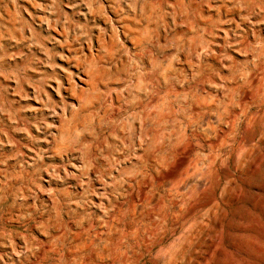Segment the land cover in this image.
<instances>
[{
	"label": "rangeland",
	"instance_id": "374dc122",
	"mask_svg": "<svg viewBox=\"0 0 264 264\" xmlns=\"http://www.w3.org/2000/svg\"><path fill=\"white\" fill-rule=\"evenodd\" d=\"M193 132L207 188L157 165ZM40 262L264 264V0H0V264Z\"/></svg>",
	"mask_w": 264,
	"mask_h": 264
},
{
	"label": "bare ground",
	"instance_id": "6f19581e",
	"mask_svg": "<svg viewBox=\"0 0 264 264\" xmlns=\"http://www.w3.org/2000/svg\"><path fill=\"white\" fill-rule=\"evenodd\" d=\"M259 77V76H258ZM258 80V79H257ZM255 82V81H254ZM155 93V92H154ZM253 96V92L250 90V91H244L243 92V94H242V97L243 98H247V97H249V98H251ZM257 96H258V94H257ZM155 98V97H154ZM153 98V99H154ZM152 100V99H151ZM152 101H154V100H152ZM149 103V102H148ZM232 103V102H231ZM147 104V103H146ZM150 105H155V107H157V105L156 104H150ZM246 105H247V103H246ZM256 105V104H255ZM146 106V105H145ZM155 107H153V109L155 108ZM158 107H159V105H158ZM196 107H198V106H196ZM245 107V106H244ZM251 107V106H250ZM150 109H152V107H149ZM146 109H148V108H146ZM149 109V110H150ZM239 109V108H238ZM190 110V109H189ZM241 110V109H240ZM151 111V110H150ZM238 112V111H237ZM240 112V111H239ZM248 112H249V110H248ZM149 113V112H148ZM231 116H232V114H231ZM234 117H237V114H236V116H234ZM234 117H233V119L231 120V122H230V124H231V130H230V134H231V132L233 131L234 132V126H233V124H234ZM242 117V116H241ZM218 118H219V121H221V120H223V116L222 115H218ZM242 119V118H241ZM172 120V119H171ZM250 120H251V118L246 122V125H249V123H250ZM193 122V121H192ZM217 122V121H216ZM147 124H149V123H147ZM191 125V124H190ZM224 126H225V124H224ZM188 127H190V126H188ZM191 128V127H190ZM242 128V127H241ZM203 129V128H202ZM221 130V129H220ZM227 131H228V129H227ZM226 130H223L222 132L223 133H225L226 134V132H227ZM241 131V130H240ZM229 133H227L226 134V136L229 134ZM201 137V133H199V132H193L191 135H186V136H183V138L181 139V140H179V142L178 143H176V145H175V147L172 149V150H170V151H168L167 149H166V153L164 154V156H163V159H162V161L160 162V163H158L157 165H158V167H160V168H167V167H169V170H168V173H166V172H164V173H166V174H164L165 176L166 175H168V176H166V177H170L171 178V181L172 182H170V183H174L173 182V179L176 177V175L178 174V172H179V170L180 169H183V168H185V167H187V168H189V167H191L192 169H193V171H192V173L190 174V177H195L196 179H197V181L199 182L198 184H200V186L202 187V188H207V180H208V177H207V172H205V171H202V169L197 165V164H195V162L193 163V159L191 158V155L192 154H197V152H195V150H196V147H195V143L193 142V138H195V137ZM212 139V138H211ZM221 140V139H220ZM207 141V140H206ZM209 141V140H208ZM207 141V142H208ZM219 141V140H218ZM218 141H216V142H218ZM220 142V141H219ZM212 143V142H211ZM230 143V142H229ZM213 144V143H212ZM233 144V143H232ZM229 146V145H228ZM240 147H243V146H240ZM218 149V148H217ZM157 150V148L155 149V151ZM154 151V150H153ZM219 151V150H218ZM212 158V157H211ZM196 160V159H195ZM159 168V169H160ZM159 169H158V171H159ZM186 169V168H185ZM205 169V168H204ZM190 170V169H189ZM186 171V170H185ZM163 174V173H162ZM161 175V174H160ZM159 175V176H160ZM199 175V176H198ZM159 176H157V177H159ZM160 178H161V176H160ZM97 179L99 180V177L97 176ZM101 180H99V186L97 187V189H96V194H104L105 195V193H106V188H105V183H102V182H100ZM159 181V180H158ZM157 181V182H158ZM178 181V180H177ZM139 183L140 182H142V183H144V184H147V182H146V180L144 179H141V180H139L138 181ZM160 182V181H159ZM176 182V181H175ZM199 186V185H198ZM144 187L145 186H143V188L141 189L142 190V194L144 195V197L147 195L146 194V191H145V189H144ZM185 188V187H184ZM200 188V187H199ZM99 190V191H98ZM100 190H101V192H100ZM205 189H203V191H204ZM141 194V193H140ZM190 196V195H189ZM143 197V198H144ZM144 199H147V198H144ZM140 200H142V199H140ZM102 202V201H101ZM186 202V201H185ZM141 203V202H140ZM183 203V202H182ZM156 204V203H155ZM155 204H153L154 205V207H156L155 206ZM140 205V204H139ZM158 206V205H157ZM178 207V206H177ZM153 217V216H152ZM177 225V224H176ZM154 228H155V226H154ZM107 229V228H106ZM105 229V230H106ZM150 229V228H149ZM156 229V228H155ZM146 230H148V229H146ZM91 231V230H90ZM108 231V230H107ZM101 233V232H100ZM69 235V234H68ZM100 239V238H99ZM136 240V239H135ZM160 241H161V239H160ZM55 243V242H54ZM158 243V242H157ZM57 244V243H56ZM154 247V246H153ZM40 254V253H39ZM123 254V253H122ZM32 255V254H31ZM90 256H92V255H90ZM32 257H34V255L32 256ZM36 262V261H35ZM40 264H41V262H40Z\"/></svg>",
	"mask_w": 264,
	"mask_h": 264
}]
</instances>
